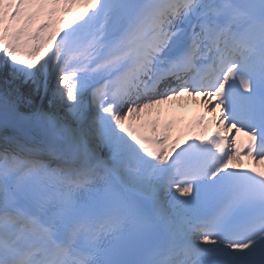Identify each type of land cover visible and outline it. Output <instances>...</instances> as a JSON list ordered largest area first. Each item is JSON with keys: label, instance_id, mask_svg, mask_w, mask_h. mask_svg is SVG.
Listing matches in <instances>:
<instances>
[{"label": "snow or ice", "instance_id": "obj_1", "mask_svg": "<svg viewBox=\"0 0 264 264\" xmlns=\"http://www.w3.org/2000/svg\"><path fill=\"white\" fill-rule=\"evenodd\" d=\"M0 130V264H264V0H0Z\"/></svg>", "mask_w": 264, "mask_h": 264}, {"label": "bare ground", "instance_id": "obj_2", "mask_svg": "<svg viewBox=\"0 0 264 264\" xmlns=\"http://www.w3.org/2000/svg\"><path fill=\"white\" fill-rule=\"evenodd\" d=\"M181 98H182V100L179 101V99H181ZM170 103H176L175 104L176 107L173 109L172 108L168 109L167 108L169 105V103H168V104L162 106L160 109H158V111H160L161 114H166L165 118L171 117L172 115H173V117H176V115L178 113H180V114L185 113V112H187L184 109L185 105L189 106L188 109H192V107L196 103H199V102L196 99H193L191 97L186 96V98L178 97L176 100L170 101ZM174 128H175V132H177L180 135H184L186 133V130H183L182 128L178 127V124H176ZM240 144H241V142H240ZM251 162H253V161L250 159H246L243 155H241V157L238 160V163L242 164V165L247 164V163H251Z\"/></svg>", "mask_w": 264, "mask_h": 264}]
</instances>
